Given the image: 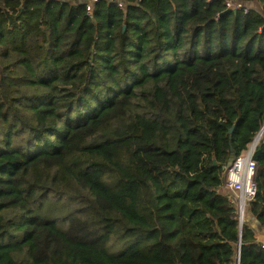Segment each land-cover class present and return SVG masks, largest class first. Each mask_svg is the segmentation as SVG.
<instances>
[{"label": "trees", "instance_id": "trees-1", "mask_svg": "<svg viewBox=\"0 0 264 264\" xmlns=\"http://www.w3.org/2000/svg\"><path fill=\"white\" fill-rule=\"evenodd\" d=\"M79 1L0 0V264H264V0Z\"/></svg>", "mask_w": 264, "mask_h": 264}, {"label": "built area", "instance_id": "built-area-1", "mask_svg": "<svg viewBox=\"0 0 264 264\" xmlns=\"http://www.w3.org/2000/svg\"><path fill=\"white\" fill-rule=\"evenodd\" d=\"M97 1H84L83 4L88 14H92ZM115 2L121 8L124 6L122 0H115ZM228 6L232 8L242 7L239 3H228ZM257 144V142L253 144L251 142L248 148L238 157H235L225 170L223 188L226 189L228 201L236 207L239 228H242L245 222L246 209L249 202L253 201L257 194V184L255 182L256 162L253 158Z\"/></svg>", "mask_w": 264, "mask_h": 264}, {"label": "crops", "instance_id": "crops-1", "mask_svg": "<svg viewBox=\"0 0 264 264\" xmlns=\"http://www.w3.org/2000/svg\"><path fill=\"white\" fill-rule=\"evenodd\" d=\"M223 192H226V189L223 188ZM246 222L249 223V225L251 226V228H253L254 230V236L256 238V241L258 243H261L264 246V229L263 230H258L257 229V223L256 221L249 215L248 213V208H247V212H246Z\"/></svg>", "mask_w": 264, "mask_h": 264}, {"label": "water", "instance_id": "water-1", "mask_svg": "<svg viewBox=\"0 0 264 264\" xmlns=\"http://www.w3.org/2000/svg\"><path fill=\"white\" fill-rule=\"evenodd\" d=\"M79 3H80V4H83L84 1H83V0H80ZM232 130H233V129H231L230 132H231ZM263 133H264V126H263L262 129L257 133V135L255 136L254 140L252 141V144L255 143V142L258 143L259 140H260V138H261V136L263 135ZM234 158H235L234 151L231 150V153H230V156H229V158H228V162H227V167L232 163V161L234 160ZM239 256H240V252H239V250H238V253H237V255L235 256V262H236L237 264H239Z\"/></svg>", "mask_w": 264, "mask_h": 264}, {"label": "rangeland", "instance_id": "rangeland-1", "mask_svg": "<svg viewBox=\"0 0 264 264\" xmlns=\"http://www.w3.org/2000/svg\"><path fill=\"white\" fill-rule=\"evenodd\" d=\"M50 215H52V217H51V218L58 217V216H57V215H55V214H50Z\"/></svg>", "mask_w": 264, "mask_h": 264}]
</instances>
